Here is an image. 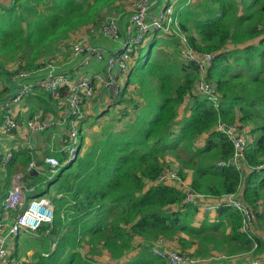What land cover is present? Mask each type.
Instances as JSON below:
<instances>
[{"label":"trees","instance_id":"trees-1","mask_svg":"<svg viewBox=\"0 0 264 264\" xmlns=\"http://www.w3.org/2000/svg\"><path fill=\"white\" fill-rule=\"evenodd\" d=\"M133 1L16 0L0 15V83L4 86L21 71L44 76L47 62H59V55L69 50L72 35L76 38L88 26L96 32L106 14L123 12ZM166 6L174 7L189 46L215 55L208 82L220 95L219 107L197 93V67L182 59L179 38H150L134 58L123 92L89 125L90 145L86 120L81 121V153L85 150L77 161L65 165L63 152L38 155L28 146L18 147L11 163L0 167V216L17 173H24L28 188H37L27 201L46 197L54 207L52 224L15 238L13 257L25 259V252H33L21 264H109L95 257L108 252L121 260L132 251L136 236L148 247L125 264H165L150 252L161 239L177 240L184 253L201 259L216 253L228 258L264 253L263 237L242 232L239 211L222 207L217 222L195 227L198 208L184 203L181 183H158L172 153L182 181L193 173L192 192L211 198L241 192L252 211L253 228L264 233V0H176ZM160 40L174 50L152 58ZM12 62L20 65L15 71L5 65ZM34 94H39L37 112L46 114L57 102L46 93ZM220 121L250 128L244 158L249 174L220 166L234 153L229 139L215 130ZM98 125L100 132H94ZM52 155L63 166L50 178L45 158ZM2 158L0 154V164ZM32 161L41 166L38 172L28 171ZM85 248L89 251L83 252Z\"/></svg>","mask_w":264,"mask_h":264},{"label":"built area","instance_id":"built-area-1","mask_svg":"<svg viewBox=\"0 0 264 264\" xmlns=\"http://www.w3.org/2000/svg\"><path fill=\"white\" fill-rule=\"evenodd\" d=\"M3 1L0 0V4ZM158 6L159 0H134L131 5L130 19L124 29L121 27L123 12L111 10L106 14L102 25L96 32L83 35L77 41H71L66 62H64V56L59 58V62H47L44 69L45 74L41 77H36L34 72L29 71H21L15 75L13 80L17 84L16 93L0 103V154L3 157L0 167L2 169L11 163L16 151L14 146L4 142L2 138L9 137L16 131L20 133L23 128L31 134H43L53 125L60 127L61 147L59 151L67 157L65 165L77 161L82 147L80 124L82 120L87 119V107L100 91H107L114 99L120 96L139 49L154 36L179 38L182 59L197 67V93L206 96L215 108L219 107L220 95L208 82V70L215 55L195 52L180 29L174 7L165 6L162 10H158ZM155 10L157 11L154 12ZM91 36L113 41L122 39L121 50L108 55L105 47L91 43ZM67 46L68 44H65L63 47ZM106 56L108 58L103 71L89 70L94 64L104 62ZM68 65L71 68H68ZM69 71L72 73L69 74ZM28 78L30 81L27 80ZM65 86L66 90L62 91ZM36 91L46 93L52 100L57 101L56 104L64 112L61 120H55L53 116L41 111L32 116L24 126L21 125L18 115L26 110H18V108L27 97ZM240 126V124H229L222 121L216 124L215 130L224 134L234 148L233 156L227 161H222L220 166L242 168L251 137ZM45 165L49 166L50 178L54 177L63 166L54 155L45 158ZM40 167L36 161H32L28 171L38 172ZM177 182H183L179 177L177 166L167 165L158 183L175 184ZM36 190V187L28 188L24 181V173L14 175L11 190L2 206L3 214L0 216V264H19L17 259L11 257V245L22 231L36 234L45 224L53 223L54 207L50 199L42 197L27 201L28 193H36ZM184 190H188L185 197L186 203L193 202L194 199L202 196L191 192L190 188ZM218 199L225 206L240 211L243 215L242 232L251 235L253 231L252 211L240 194H225ZM12 214H16L15 217H12ZM154 246V254L166 264H200L201 262L188 254L172 251L160 244ZM252 264L263 263L254 261Z\"/></svg>","mask_w":264,"mask_h":264},{"label":"crops","instance_id":"crops-1","mask_svg":"<svg viewBox=\"0 0 264 264\" xmlns=\"http://www.w3.org/2000/svg\"><path fill=\"white\" fill-rule=\"evenodd\" d=\"M15 1L16 0H4L0 4V12L3 9H7V8L11 7ZM172 1L175 2L176 0H159L158 10H162L166 5H168ZM131 5H132V3L129 4L125 10H123V17L121 20L122 29L125 28V26L128 24V21L130 19L131 9H132ZM156 11L157 10H155L154 12H156ZM90 28L91 27L88 26V27H85L82 30H80L78 33H76V35H77L76 38L74 35H72L71 36L72 41H77L83 35H91L92 33L90 31ZM66 43L67 42H64L62 44V46H64ZM91 43L105 47L107 52H108V55L114 54V53L120 51L121 47H122V39L117 40V41H113V40H109V39H105V38H99V37L91 36ZM67 52H68V50L59 56V58L62 56L65 57L64 62L67 61V58H66V56H68ZM107 58H108V56H106L104 62L94 64L93 68L91 67L89 70L91 71V70L97 69V70L103 71L105 69V66H106ZM68 68H71V66L68 65ZM12 81L14 82V80H10V82H8V83H7V81H5V83H4L5 87L3 86V88L0 90V103H2L3 101H5L8 98H11L16 93L17 84L12 83ZM6 87L10 88V90L5 91V90H7ZM4 92L6 93L5 95H4ZM122 92H123V90H122ZM38 98H39V94H34V95L27 97L22 102V104L18 108V110L22 109V110H26V112H24V111L20 112L21 114L18 115L19 122L21 121L25 124L26 122H28V120H30V117H32L34 114H37L38 112H40V111H38V112L36 111L39 109V106H40V103H39L40 100ZM115 99H117V98H115ZM115 99L111 96L110 93H108L105 90L98 92L97 97L87 107V119L84 123V127L86 128L85 134L86 133L89 134L88 133L90 131V129L88 130L89 125L90 126L92 125L93 120L97 116L101 115L100 114L101 112L104 113V111H106L110 106H112ZM51 107H52V110H50V112H48L46 114L53 116V118L55 120H61V118L64 115V112L58 107V105L56 103L55 104L52 103ZM96 113H98V115H96ZM185 114H186V105H184L180 108V117L182 118ZM187 115H189V113ZM0 121H1V118H0ZM91 127H93V126H91ZM249 131H250V128L247 127L246 132H249ZM83 135H84V132H83ZM205 138H206V136H203L199 140L198 145H201L202 142L205 140ZM2 139L4 140V142L14 146L16 148V150H18V147L30 146L37 151L36 153L38 155H42L45 152H48L49 150H51L52 154H57V153H60L59 150L61 147V128L57 127L56 125H53L48 131H46L43 134H36V133L31 134L27 129L23 128L20 133H17V134L13 133L11 136L6 137V138H2ZM89 141L91 142L90 138H88V136H87L86 137V143L87 144L89 143V145H90ZM54 156H56V155H54ZM167 161L170 165L177 166V164H176L177 162L174 158H172L170 160H168V158H167ZM241 170L244 172L245 175L249 174V172H250V170L244 164H243ZM192 178H193V173L188 172L187 178L181 183V186L184 189H189L190 185L192 183ZM167 185H175V184L174 183H168ZM183 191L186 194V192L188 190H183ZM238 193L240 194V196L242 195L241 192H238ZM218 198L219 197L211 198V197H207V196L202 195L201 198L194 199L193 202L186 203L184 201L185 204H193V205L197 206V208H198V212L196 213V215L194 217V221H193V225L195 227H200L205 221H208L209 223H215L219 220V209L222 207H227V206H225L223 204V202ZM3 203L1 204V209H2ZM229 208H232V207H229ZM232 209H234V208H232ZM253 231L255 232V234L260 235L256 229L253 228ZM185 238H187V237H185ZM14 243H15V241H14ZM14 243L11 245V257L12 258H15L12 256V254L14 252ZM155 244H160L162 247L168 248L172 251L184 253L181 250V247H180L179 242L177 240L169 241V240L161 239L160 241L156 242ZM142 247L147 248L148 246H146V242L142 237L136 236L133 240L132 251H130L121 260H113L108 252L107 253L105 252V254L101 257H95V259L100 263L125 264L126 262L137 257L140 254ZM153 247H155V246L150 247V252L153 255H155L153 252ZM190 253H192V251H190ZM184 254H186V253H184ZM191 257L197 258L199 261H201L200 264H252L254 261H260L264 264V253L261 255H255L254 252L245 253V254H242L240 256H236L233 258H228L224 255L217 254V253L214 254L213 258L211 257L208 259H201V258L195 257L194 255ZM157 258H159V257H157ZM15 259H17V258H15ZM20 259H17V261H19V264H21L22 261H24V260H22L24 258H20ZM162 261L165 262L164 260H162ZM165 264H166V262H165Z\"/></svg>","mask_w":264,"mask_h":264},{"label":"rangeland","instance_id":"rangeland-1","mask_svg":"<svg viewBox=\"0 0 264 264\" xmlns=\"http://www.w3.org/2000/svg\"><path fill=\"white\" fill-rule=\"evenodd\" d=\"M4 10H5V9H3V10L0 12V15L3 13ZM151 39H152V38H151ZM151 39L148 40L146 43L150 42ZM160 41H161V43H160L159 45H157L156 47H154V49L152 50V58L159 56L161 53H171V51L174 50V49H173L174 47H172L171 49L167 50L166 47H165V45H163V43H164L165 40H160ZM146 43H145V44H146ZM155 45H156V44H155ZM155 45H154V46H155ZM170 50H171V51H170ZM145 53H147V51H146ZM5 65H6L7 68H8V67H12L11 71H15V70H16V66H18V67L20 66L18 63H15V62H12V63H10V64L7 63V64H5ZM15 65H16V66H15ZM2 88H3V84L0 83V90H1ZM4 93H5V92H4ZM111 108H112V107H111ZM104 112H106V111H104ZM102 113H103V112H101L100 114H102ZM96 115H98V113H96ZM110 115L113 116V115H114V112H112ZM111 116L106 115V117H111ZM104 120H105V117L102 118V119H100V122L103 123ZM100 130H101V128H100L99 125L96 126V127L93 129L94 132H100ZM87 131H88V130H87ZM91 132H92V131H91ZM88 133H90V131H89ZM86 136H87V133H86ZM85 146H86V145H85ZM84 150H85V148L82 150L81 155L84 153ZM167 158H168V160H170V159H172V158L175 159V156H174L172 153H169L168 156H167ZM166 160H167V159H166ZM167 162H168V161H167ZM41 188L44 189V185H42ZM258 229H259V230H258ZM258 229H257V232H259V234H260L259 236H261V237L264 238V233L260 230V228H258ZM14 248H15V245H14ZM88 251H89V249H88V248H85L84 252H88ZM32 255H33V252L30 251V250H28L27 253L25 252V259H22V260H24V261H25V260H26V261H29Z\"/></svg>","mask_w":264,"mask_h":264},{"label":"water","instance_id":"water-1","mask_svg":"<svg viewBox=\"0 0 264 264\" xmlns=\"http://www.w3.org/2000/svg\"><path fill=\"white\" fill-rule=\"evenodd\" d=\"M32 173H35V171H33Z\"/></svg>","mask_w":264,"mask_h":264}]
</instances>
